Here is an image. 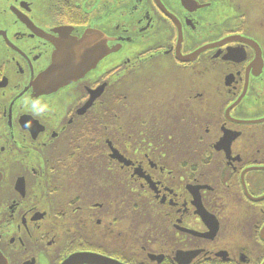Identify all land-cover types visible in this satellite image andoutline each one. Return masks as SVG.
<instances>
[{"label": "flooded vegetation", "instance_id": "af4514ba", "mask_svg": "<svg viewBox=\"0 0 264 264\" xmlns=\"http://www.w3.org/2000/svg\"><path fill=\"white\" fill-rule=\"evenodd\" d=\"M0 264H264V0H0Z\"/></svg>", "mask_w": 264, "mask_h": 264}, {"label": "water", "instance_id": "95a60500", "mask_svg": "<svg viewBox=\"0 0 264 264\" xmlns=\"http://www.w3.org/2000/svg\"><path fill=\"white\" fill-rule=\"evenodd\" d=\"M73 75H71L70 73H68V75H67V73H66V76H64L63 78H62V80H64V81H68V80H73ZM61 79V78H60ZM67 83V82H66Z\"/></svg>", "mask_w": 264, "mask_h": 264}]
</instances>
